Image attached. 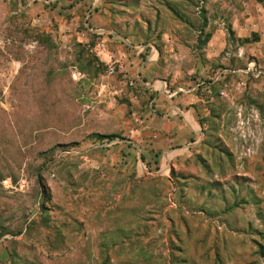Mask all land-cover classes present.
I'll use <instances>...</instances> for the list:
<instances>
[{"label":"rangeland","instance_id":"obj_1","mask_svg":"<svg viewBox=\"0 0 264 264\" xmlns=\"http://www.w3.org/2000/svg\"><path fill=\"white\" fill-rule=\"evenodd\" d=\"M244 1L240 46L230 0H0V264H264V75L237 72L264 69V0ZM163 7L186 24L174 53L219 44L189 76L219 105V125L197 124L203 188L174 143L155 144L156 93L138 76Z\"/></svg>","mask_w":264,"mask_h":264},{"label":"crops","instance_id":"obj_2","mask_svg":"<svg viewBox=\"0 0 264 264\" xmlns=\"http://www.w3.org/2000/svg\"><path fill=\"white\" fill-rule=\"evenodd\" d=\"M241 2L240 6H238L235 0H230L229 7V12L233 13L235 17L234 26H231V28L236 31L239 43L240 40L248 37L245 31H247L250 22L248 12L244 11L243 8L248 6V4L244 0H241ZM159 16L160 21L157 24V28L164 32L161 45L157 44V48H160L159 56L151 61L144 62L138 68V76L146 84L148 92L156 93L154 101L157 105L152 109L153 113L149 115V119L151 125L159 132L157 136L163 133L164 137L156 140L155 144L168 146L174 143L175 148L180 149L178 159L180 161L179 167L184 171L183 181L189 187L198 184L197 187L203 188L202 185L205 183L206 186V182L209 179L206 177L207 169L194 163L196 162L195 159L199 153L200 145L204 140V135L198 132L197 124L201 126L200 120L204 116H210L209 122L218 123L217 125H219L218 115H211V109L217 110L219 105L213 96L208 99V95L203 97L202 94H199L193 88L197 80H192L189 76L195 71L204 72L209 67L211 58L214 59L213 57L219 53H210L211 46H218L219 44L213 38L211 44L209 43L208 45L209 53L207 52L202 60L200 56L193 54L191 50L185 55H178V53H174L175 49L178 50L181 46L184 47L183 42L181 44L180 40L175 41L176 38L170 40L169 36L176 29L184 31L186 24L178 22L173 11L168 7H163ZM231 22H233V17ZM153 23V25H156V20L153 19ZM242 44L240 43V46ZM154 48L157 49L156 47ZM208 102H210L209 105H207ZM201 132L204 131L201 130ZM134 144L135 146L136 144L139 145L136 142ZM139 147L140 149L138 150L136 146L138 151L141 150L140 145ZM169 152L170 148L168 150L165 149L164 155L166 156ZM140 156L141 160H143L142 153H140ZM135 176L137 177L138 175ZM136 188V183L133 188L131 185L126 190L123 200H121V204L124 203L128 206L130 212L138 204ZM121 197L118 199H121Z\"/></svg>","mask_w":264,"mask_h":264},{"label":"built area","instance_id":"obj_3","mask_svg":"<svg viewBox=\"0 0 264 264\" xmlns=\"http://www.w3.org/2000/svg\"><path fill=\"white\" fill-rule=\"evenodd\" d=\"M227 71L236 72L237 70L228 69ZM237 72H240L242 76L248 75L251 77L253 76L254 78H259L264 75V69L262 68L261 65L258 64L256 60L249 61L245 67L238 69ZM204 83H205L204 81H197L194 84L193 88H195L196 90H199L203 86ZM222 93H225V92H222Z\"/></svg>","mask_w":264,"mask_h":264},{"label":"trees","instance_id":"obj_4","mask_svg":"<svg viewBox=\"0 0 264 264\" xmlns=\"http://www.w3.org/2000/svg\"><path fill=\"white\" fill-rule=\"evenodd\" d=\"M242 41H248V38H245V39H243ZM260 65V64H259ZM246 66V65H245ZM244 66V67H245ZM227 73H234V72H232V71H230V72H227ZM252 78H254L253 76H252ZM98 137H99V139H101L102 141L103 140H105V139H112V138H115V137H117L118 135L117 134H114V133H112V134H98L97 135ZM146 158H145V156L143 155V160H145Z\"/></svg>","mask_w":264,"mask_h":264},{"label":"water","instance_id":"obj_5","mask_svg":"<svg viewBox=\"0 0 264 264\" xmlns=\"http://www.w3.org/2000/svg\"><path fill=\"white\" fill-rule=\"evenodd\" d=\"M110 32V31H109ZM117 36H119V37H121L122 38V36L118 33V32H116V31H113ZM107 143H102L100 146H105ZM136 146H137V148H138V150L140 149V147H139V145H137L136 144ZM140 158H141V156H140ZM142 159V158H141Z\"/></svg>","mask_w":264,"mask_h":264}]
</instances>
